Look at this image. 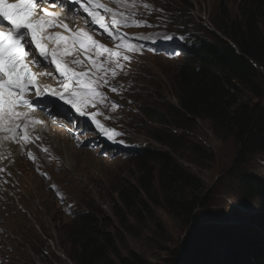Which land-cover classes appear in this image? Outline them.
Returning <instances> with one entry per match:
<instances>
[{"label": "rangeland", "instance_id": "1", "mask_svg": "<svg viewBox=\"0 0 264 264\" xmlns=\"http://www.w3.org/2000/svg\"><path fill=\"white\" fill-rule=\"evenodd\" d=\"M158 1L163 6L161 0ZM170 1L177 5L170 3L172 12L169 14L179 16L176 21L188 23L185 31L212 40L218 34L212 23L220 24V18L226 13L235 16L236 2L239 0H190L194 7L191 13L181 9L182 1L187 0H167ZM111 8L144 23L140 26H120L115 30L116 38L109 36L99 25L88 29L87 32L101 44L125 42L119 37H126L127 40L132 36H148L153 42L164 44L180 41L175 28L154 24L148 9L141 3L114 0ZM111 15L108 13L105 16L109 24ZM166 36L173 38L168 40ZM141 41L137 38L131 44L137 48ZM93 50L89 49V52ZM125 54L130 59H120L123 70L133 72L144 69L152 78V83L148 85L144 81L146 85L142 89L146 90L136 92L138 107L143 105L159 109L165 97L167 103H178L174 98V82L181 55L175 58L164 46H154L144 52H121V57ZM143 55L146 56L136 65ZM79 58L84 61L83 51L79 53ZM74 59V54L69 56V65L80 70L82 64H71ZM48 73L55 77L54 84L60 86L59 74L53 69ZM260 74L262 81L259 80V83L264 90V70ZM108 80L114 87L118 77H112L109 73ZM123 85L127 88L125 82ZM247 95L253 104L264 103L253 92L246 91ZM109 118L114 123H122L126 119L118 111L110 113ZM137 121L143 123H135ZM171 123L179 126L176 120ZM124 124L132 138L119 134L109 140L103 133L92 131L95 139L91 146L86 141L91 134L86 130L75 129L72 124L50 123L41 145L42 151L29 148V157L39 158L41 164L27 162L23 158L15 159L14 165L10 163L9 173L0 177V264H74L68 259L70 247L67 234L76 212L88 210L87 206L93 215H97L103 229L116 237L125 256L129 251H134L153 264H174L177 254H184L185 238L192 226H205L210 233H222L221 236L217 232L207 237L204 251H212L213 254L204 264H226L224 244L238 233L240 226L264 234V202L258 198L251 200L237 178V174H244L264 182V155L246 162L240 160L241 149L237 141L233 138L219 139L209 123L200 120L190 130L175 126L169 129L183 141L180 151L182 158L176 156L179 163L200 180L201 186L204 184V193L197 194L195 189L189 190L185 185V188L172 185L168 178L163 182L156 181L150 196L141 192L147 204L146 209L142 208V218L128 217L133 235L124 231L114 205L121 203L118 198L120 188L126 184L137 188L138 181L144 175V171L137 166L136 150L151 146L155 150L170 151L166 145L152 138L151 132L160 133L162 126L149 115L147 119L140 115L134 122L128 119ZM195 144H201L212 154V159L204 161L198 158L199 165L191 155ZM13 190H17L16 196L10 193ZM56 194L66 195V198L61 197L58 201ZM197 201L200 205L195 212L197 218L193 221L184 213L182 206H189L190 209ZM122 240L126 247L122 245ZM203 258H197L196 262Z\"/></svg>", "mask_w": 264, "mask_h": 264}, {"label": "trees", "instance_id": "2", "mask_svg": "<svg viewBox=\"0 0 264 264\" xmlns=\"http://www.w3.org/2000/svg\"><path fill=\"white\" fill-rule=\"evenodd\" d=\"M236 8L235 16L226 13L220 18V24L212 23L219 33L212 40L200 41L199 48H193L189 58L183 62L174 82V98L178 103H167L165 97L161 108L150 109L149 116L162 126L160 133L153 131L151 136L156 142L166 145L170 153L148 148L142 155L137 154V166L144 171L138 187L126 184L118 191L121 203L114 205L115 214L121 228L132 235L128 217L142 218V208L146 209L147 204L141 192L150 196L156 181L163 182L168 178L172 185L180 188H185V185L189 190L195 189L197 194L205 191L204 184L201 186L200 180L192 176L176 157L182 158L183 141L169 129L175 126L172 120H176L179 126L175 127L182 130H190L199 120L208 122L219 139L233 138L237 141L241 149L240 160L244 162L264 155V103L253 104L249 102L248 95L246 97V91H249L264 101V90L259 83L262 81L260 72L264 70V0H239ZM181 9L191 13L194 7L187 0L182 1ZM219 13L222 15L221 11ZM191 155L199 165L198 158L204 161L212 159V154L201 144L194 145ZM237 178L251 200L258 198L264 202L263 181L244 174H237ZM199 205L197 201L190 209L189 206H182V209L195 221ZM208 229L192 226L185 238L183 259L177 254L174 264H204L209 259L213 252H205L204 243H207V237L217 232L221 236L222 233H210ZM67 235L68 259L74 264H153L134 251L125 256L116 237L103 229L93 212L73 221ZM122 245L126 247L123 240ZM224 245L226 264H264V238L258 240L255 231L249 227L240 226L238 233ZM199 257L205 258L196 262Z\"/></svg>", "mask_w": 264, "mask_h": 264}, {"label": "snow or ice", "instance_id": "3", "mask_svg": "<svg viewBox=\"0 0 264 264\" xmlns=\"http://www.w3.org/2000/svg\"><path fill=\"white\" fill-rule=\"evenodd\" d=\"M65 0H0V25L4 21L8 23V29L0 30V132L11 133V138H23L29 141L27 129L31 123H42L34 120L31 112L34 111L33 101L26 98L29 93L34 92L37 97L51 95L69 105L81 116H89L101 133L109 140L119 135L113 129H109L96 119L98 113H89L88 106L95 107L97 102H103L105 94L100 90L107 86L111 91L117 89L108 80L109 73L112 77L117 75V70L123 65L119 62L122 58L127 61L128 55L121 57L120 51L99 43L87 31H72L69 29L61 14L42 8L37 11L41 4H49L52 8L62 6ZM85 3L88 6H85ZM73 0V6L79 5L91 18V22L99 25L109 36L116 38L115 30L120 26H140L143 21L130 19L124 12L114 11L113 8L99 3L98 0ZM150 7V5H144ZM111 13V23L105 21L101 13ZM63 28L67 35L61 32H50L49 29ZM173 37L166 36L171 40ZM126 41V37H119ZM117 49L126 48L134 51L130 42L117 44ZM89 49H94L90 53ZM83 51L88 66L83 71H76L64 58L76 53V59L71 64L79 65L84 61L79 58ZM37 53L39 57L49 61L59 74L60 87L49 90V86L41 85L38 75L31 70L32 65L39 64L38 60L27 61V56ZM107 54V58L100 57ZM114 63V67L111 64ZM52 75V73H46ZM118 107V105H114ZM26 108L28 111H20ZM23 122V123H22ZM5 136L4 139H8ZM38 138V137H37ZM31 156V153H29ZM34 159V157H32Z\"/></svg>", "mask_w": 264, "mask_h": 264}, {"label": "clouds", "instance_id": "4", "mask_svg": "<svg viewBox=\"0 0 264 264\" xmlns=\"http://www.w3.org/2000/svg\"><path fill=\"white\" fill-rule=\"evenodd\" d=\"M165 1L167 2V0H165ZM167 3H168V7H170L168 13L172 12V5L170 3H173V2L170 1V2H167ZM159 4H160V2L158 4H156V5H159ZM147 9H148V12H150V11L156 10L157 8L154 5L152 7L151 6L147 7ZM178 18H179V16H177V15L172 16L173 27L176 30H179L180 33L188 32V31H183V30L181 31L180 30L181 27L185 28L188 25V23H186L185 21H182V22L176 21V19H178ZM205 27L207 28V30H210V31L214 32V30L210 29L209 27H207V26H205ZM205 39L209 40L207 38H203V37L198 36V34L194 35L193 38H191V40H193L191 42V44H190L191 47H189V48H181V49H183L186 52V54L188 55V54L192 53L193 48H199V46L201 45L200 41H205ZM145 56L146 55L140 56L138 62L136 63V65L138 63H141V59L143 57H145ZM136 65H135V67H136ZM181 66L179 67V69L181 68ZM117 77H118V79L121 77L120 80H133V86L129 89V92L126 95V97L123 99V101L120 104H118V107L115 106V109L113 108L110 112H108V114L105 117L101 118L98 121L103 126L108 127V128H115V130L117 132L121 131L123 133V136L126 137V135L129 134L130 138H132V136L130 135L128 129L125 127L124 122L128 121V119H131V121L134 122V121H136V118L138 116H140V115L143 116L145 119H147V115H149L151 108H149V106H143V105H140L138 107L136 92L141 91V90H146V89H142V86L146 85V83L144 81H147V85H148V84L152 83V78L146 72H144V69H143V71L135 69V70H133V72H129L127 70H124V72L119 74V75H117ZM68 106L69 105L65 104L63 106L56 107L55 109L57 111H59L62 107L66 108ZM114 111H118L119 113H121L126 118L125 121L122 122V123H114L109 118L110 113H112ZM126 111L128 112V115H126ZM66 113L68 114V116L70 118H73V121H75L74 119H76V122L80 126L87 127L86 132H89V134H91V136L86 141L90 142V144L92 146L93 141L95 139V135H92V131L93 132H100L99 129L97 128L96 124L93 125L91 123L92 120L89 118V116H81V115H79L70 106L68 107V111ZM93 113H95V112H93ZM70 123H73L72 120H71ZM135 123H141L142 124L143 121H139V122L137 121ZM140 148L142 149V153H143L144 149H148V148H152L153 149V147H151V146L146 147V148H142V147H140ZM141 149H138L136 151H139ZM142 153H141V155H142ZM56 195L58 196V198H57L58 201H59V199L61 197L66 198V195H61V194H56ZM87 208H88V210H85L84 212H82V211L76 212V214H75V216H74L72 221L79 220V219L83 218L85 212H87V213L91 212V210L89 209L88 206H87Z\"/></svg>", "mask_w": 264, "mask_h": 264}, {"label": "bare ground", "instance_id": "5", "mask_svg": "<svg viewBox=\"0 0 264 264\" xmlns=\"http://www.w3.org/2000/svg\"><path fill=\"white\" fill-rule=\"evenodd\" d=\"M57 79V78H56ZM55 80V79H54ZM15 162V161H14ZM13 165H14V163H13ZM17 168V167H16ZM2 177H4V176H2ZM5 179V178H4ZM8 191V190H7ZM8 193V192H7ZM1 195V194H0ZM8 198V197H7ZM4 208V207H3ZM18 210V209H17ZM16 214V213H15ZM22 215V214H21ZM20 219V218H19ZM32 224V223H31ZM261 226V225H260ZM262 228H263V226H261ZM264 230V229H263ZM254 231H257V230H254ZM258 233H256L255 232V235H256V237H257V239L258 240H263V238H264V234L262 235V233L261 232H259V231H257ZM261 233V234H260ZM262 235V236H261Z\"/></svg>", "mask_w": 264, "mask_h": 264}, {"label": "water", "instance_id": "6", "mask_svg": "<svg viewBox=\"0 0 264 264\" xmlns=\"http://www.w3.org/2000/svg\"><path fill=\"white\" fill-rule=\"evenodd\" d=\"M189 233H190V231H189ZM189 233H188V234H189ZM202 240L204 241L205 239L203 238ZM203 241H202V242H203ZM183 250H184V249H183ZM183 256H184V254L180 255L181 260L183 259Z\"/></svg>", "mask_w": 264, "mask_h": 264}]
</instances>
